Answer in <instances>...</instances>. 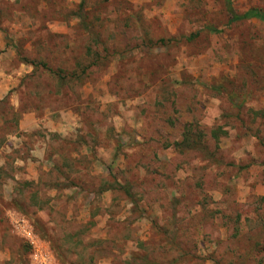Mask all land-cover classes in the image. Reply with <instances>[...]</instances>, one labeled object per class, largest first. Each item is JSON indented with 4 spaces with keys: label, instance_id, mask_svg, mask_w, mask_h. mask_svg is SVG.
Listing matches in <instances>:
<instances>
[{
    "label": "rangeland",
    "instance_id": "374dc122",
    "mask_svg": "<svg viewBox=\"0 0 264 264\" xmlns=\"http://www.w3.org/2000/svg\"><path fill=\"white\" fill-rule=\"evenodd\" d=\"M229 17L224 0H0L20 78L0 145L24 113L65 128L35 132L46 184L2 188L0 208L67 264H264V20Z\"/></svg>",
    "mask_w": 264,
    "mask_h": 264
},
{
    "label": "crops",
    "instance_id": "0c3cea01",
    "mask_svg": "<svg viewBox=\"0 0 264 264\" xmlns=\"http://www.w3.org/2000/svg\"><path fill=\"white\" fill-rule=\"evenodd\" d=\"M19 82L20 78L16 74L0 66V100L11 93V90L13 92L14 88L18 87ZM41 127L47 128V131L65 133L63 132L65 128H62V123L60 122H53L51 119L47 120L44 117L41 118L34 112L24 113L18 123V133L10 135V139H13L12 142L0 145V191L4 187H6V190H9L14 185L12 188L18 194L17 188L23 180L35 184H46V176L50 170L48 167L49 150L46 153V141H49L50 136L34 135L35 132L39 133ZM27 136H31V140L25 142ZM17 147L25 149L28 155L24 157L22 155L18 156L19 152L22 153V151L16 150L18 149ZM8 169H12L13 171L8 173ZM38 210L39 208H37ZM0 213L5 214V216L2 215L5 219L3 221L2 232L0 231V264H20L18 260L21 257V253L27 249L28 243L16 228L15 220L20 216L26 219L27 217L13 205L3 209L0 208ZM7 226L11 235L21 241V247L17 245L16 248L15 246H11L9 233L4 232Z\"/></svg>",
    "mask_w": 264,
    "mask_h": 264
},
{
    "label": "built area",
    "instance_id": "2783aa9c",
    "mask_svg": "<svg viewBox=\"0 0 264 264\" xmlns=\"http://www.w3.org/2000/svg\"><path fill=\"white\" fill-rule=\"evenodd\" d=\"M15 226L28 243V264H67L55 253L50 241L42 238L29 220L20 216L15 220Z\"/></svg>",
    "mask_w": 264,
    "mask_h": 264
},
{
    "label": "trees",
    "instance_id": "16d2710c",
    "mask_svg": "<svg viewBox=\"0 0 264 264\" xmlns=\"http://www.w3.org/2000/svg\"><path fill=\"white\" fill-rule=\"evenodd\" d=\"M225 2V7H226V10L229 14V23H233L235 21H238V20H242V19H248V18H251V17H256V18H259L261 20H264V12H261L260 10L256 9V8H253V9H249L243 13H238L233 4H232V0H224ZM209 29H212V30H215V31H219L218 29H215V28H210ZM16 207V206H15ZM19 209V208H17ZM19 211H21L26 217L27 219H29V221L33 224L35 230L38 232V230L36 229L35 227V222L32 217H29L27 214H25L22 210L19 209ZM39 233V232H38ZM40 234V233H39ZM42 236V238L46 239V234H40ZM48 236V235H47ZM27 250L29 252V246H27Z\"/></svg>",
    "mask_w": 264,
    "mask_h": 264
}]
</instances>
